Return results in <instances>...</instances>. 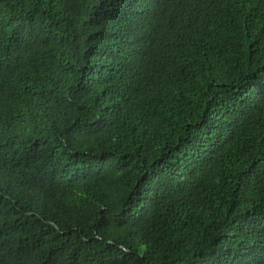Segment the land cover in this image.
<instances>
[{
  "label": "trees",
  "instance_id": "trees-1",
  "mask_svg": "<svg viewBox=\"0 0 264 264\" xmlns=\"http://www.w3.org/2000/svg\"><path fill=\"white\" fill-rule=\"evenodd\" d=\"M0 264H264V0H0Z\"/></svg>",
  "mask_w": 264,
  "mask_h": 264
}]
</instances>
